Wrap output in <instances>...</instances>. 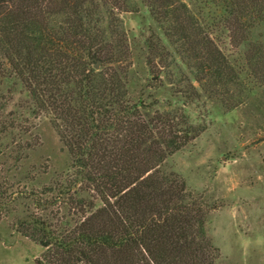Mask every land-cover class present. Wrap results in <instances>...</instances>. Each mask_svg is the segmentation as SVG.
I'll list each match as a JSON object with an SVG mask.
<instances>
[{
  "label": "trees",
  "instance_id": "16d2710c",
  "mask_svg": "<svg viewBox=\"0 0 264 264\" xmlns=\"http://www.w3.org/2000/svg\"><path fill=\"white\" fill-rule=\"evenodd\" d=\"M136 2L192 74L179 79L190 101L238 105L224 91L239 71L215 39L221 28L264 83V41L250 37L264 0H212L221 11L209 22L182 0H0V155L27 158L41 117L68 154L64 183L33 192L41 214L21 223L43 249L36 264H217L207 205L166 167L201 129L181 109L152 111L128 88L131 47L119 14L137 11ZM147 44L148 62L170 54L158 39Z\"/></svg>",
  "mask_w": 264,
  "mask_h": 264
},
{
  "label": "rangeland",
  "instance_id": "374dc122",
  "mask_svg": "<svg viewBox=\"0 0 264 264\" xmlns=\"http://www.w3.org/2000/svg\"><path fill=\"white\" fill-rule=\"evenodd\" d=\"M182 1L201 21L209 22L221 11L212 0ZM136 4L137 11L119 14L131 47L130 93L146 97L152 111L181 109L201 129L168 158L166 167L178 172L192 194L207 205L205 229L218 249L217 264H264V83L250 74L243 56L235 53L243 46L234 48L221 28L215 30L219 33L215 39L239 71V81L224 91L231 96L228 103L238 100V105L226 111L218 98L199 93L190 101L183 87L186 82L179 79L187 76L189 82L192 74L147 9ZM261 16L250 37L261 35L264 41V10ZM150 39L165 46L170 52L167 58L148 62ZM174 81L181 84L179 92ZM33 123L41 140L27 158L16 162L0 155V264H36L43 249L22 234L21 223L41 212L31 194L44 186L63 184L68 171L67 151L48 119ZM53 208L49 210L55 212Z\"/></svg>",
  "mask_w": 264,
  "mask_h": 264
},
{
  "label": "water",
  "instance_id": "95a60500",
  "mask_svg": "<svg viewBox=\"0 0 264 264\" xmlns=\"http://www.w3.org/2000/svg\"><path fill=\"white\" fill-rule=\"evenodd\" d=\"M94 66H95L96 68H98V67H99V64H98V63H96Z\"/></svg>",
  "mask_w": 264,
  "mask_h": 264
}]
</instances>
